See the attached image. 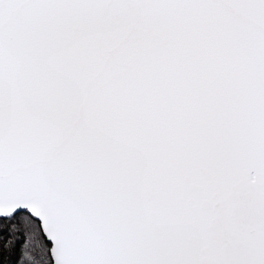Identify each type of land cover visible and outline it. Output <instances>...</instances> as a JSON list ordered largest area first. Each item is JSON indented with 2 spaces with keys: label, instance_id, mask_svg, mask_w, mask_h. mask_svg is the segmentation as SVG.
Here are the masks:
<instances>
[{
  "label": "snow or ice",
  "instance_id": "6c2138e0",
  "mask_svg": "<svg viewBox=\"0 0 264 264\" xmlns=\"http://www.w3.org/2000/svg\"><path fill=\"white\" fill-rule=\"evenodd\" d=\"M0 264H264V0H0Z\"/></svg>",
  "mask_w": 264,
  "mask_h": 264
}]
</instances>
